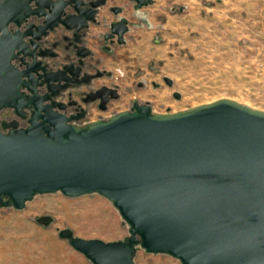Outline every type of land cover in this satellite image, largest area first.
Segmentation results:
<instances>
[{"label": "water", "instance_id": "obj_1", "mask_svg": "<svg viewBox=\"0 0 264 264\" xmlns=\"http://www.w3.org/2000/svg\"><path fill=\"white\" fill-rule=\"evenodd\" d=\"M151 1L137 0L138 7ZM84 4L0 0V39L10 23L20 28L31 15L72 29L70 21L85 11L93 19L99 6L94 2L84 9ZM67 8L74 14L67 15ZM40 28L17 29L10 55L24 54L26 35L36 48ZM125 31H118L119 43ZM34 65H26L23 73L32 76L38 71ZM54 75L44 70L42 84L56 86L62 80ZM29 89L32 96L22 105L16 104L17 90H0V110L15 107L19 115L23 108L33 110L26 129L13 123L8 133L0 131V205L23 209L35 194L58 191L106 197L131 227L127 241L106 243L75 237L69 229L59 232L93 264H135L137 245L182 264H264V112L226 99L172 114L135 104L133 112L77 127L70 122L78 116L54 110L61 104L40 103L54 94L37 102ZM52 221L37 219L42 225Z\"/></svg>", "mask_w": 264, "mask_h": 264}, {"label": "rangeland", "instance_id": "obj_2", "mask_svg": "<svg viewBox=\"0 0 264 264\" xmlns=\"http://www.w3.org/2000/svg\"><path fill=\"white\" fill-rule=\"evenodd\" d=\"M130 19L126 44L113 45L105 58L115 74L109 81L131 87L128 101L150 100L155 114L224 99L264 112V0H152ZM139 81L142 91L134 88ZM43 216L52 223L39 224ZM64 229L106 243L131 235L119 210L98 193H37L23 209L0 205V264H93L59 237ZM133 258L135 264H182L140 245Z\"/></svg>", "mask_w": 264, "mask_h": 264}, {"label": "flooded vegetation", "instance_id": "obj_3", "mask_svg": "<svg viewBox=\"0 0 264 264\" xmlns=\"http://www.w3.org/2000/svg\"><path fill=\"white\" fill-rule=\"evenodd\" d=\"M94 2L99 3V6L93 8L94 18H87L90 14L85 11L78 21L68 23L75 26L72 29H67L54 18L46 24L45 17L38 15L26 18L20 28L10 23L0 39V90L5 88L11 92L17 90L16 104L21 105L27 103L32 96L29 88L34 89V100L37 102L42 97L47 95L51 97L54 94L55 96L40 103L46 105L54 101L61 104V109L57 106L54 110L68 117L78 116L79 118L70 122L77 127H86L97 121H108L122 112H133L136 110L135 104L150 107L153 113L150 100L130 96L131 101H128L131 87L125 89L122 84L109 81L115 74L102 65L103 59L97 56L94 49L96 44L100 53L108 57L113 45L126 44V35L131 24L130 16L141 9L137 0H85L81 7L90 9L91 3ZM65 13L73 15L74 10L67 8ZM47 25L48 28L43 31L42 27ZM29 27L32 32L41 27L38 30L40 39L36 42V48L31 44V36L26 35L22 38L21 45L24 54L12 57L9 45L12 44L13 34L17 29L25 32ZM123 28L127 29L123 35L124 43H119L118 31ZM76 29H79V32H76ZM94 29L105 31L99 40L92 37ZM32 50L33 56L30 55ZM33 62L38 71L32 76L25 75L23 71L26 65ZM44 70L56 74L54 76L62 81L48 88L46 84H42ZM76 73L78 77L71 76ZM87 76H91L90 80L84 81ZM144 86V83L139 81L134 88L142 91ZM153 86L155 89L158 88L156 83H153ZM125 104L128 105L123 109H116ZM21 111L23 114L19 115L15 107L1 109L0 131L8 133L14 128L8 124L13 123L17 130L29 127L33 110L23 108Z\"/></svg>", "mask_w": 264, "mask_h": 264}, {"label": "crops", "instance_id": "obj_4", "mask_svg": "<svg viewBox=\"0 0 264 264\" xmlns=\"http://www.w3.org/2000/svg\"><path fill=\"white\" fill-rule=\"evenodd\" d=\"M104 32H105V31L102 30V29H94V30L92 31V34H93L92 37H94L95 39L99 40L100 37L103 36ZM94 49H95V51L97 52V56L103 59V61H102V65L106 67V66H107V65H106L107 60L105 61V58H107V57L104 56V55H102V54L100 53V51H99V49H98V46H96V44H94Z\"/></svg>", "mask_w": 264, "mask_h": 264}, {"label": "trees", "instance_id": "obj_5", "mask_svg": "<svg viewBox=\"0 0 264 264\" xmlns=\"http://www.w3.org/2000/svg\"><path fill=\"white\" fill-rule=\"evenodd\" d=\"M12 205V204H11Z\"/></svg>", "mask_w": 264, "mask_h": 264}]
</instances>
